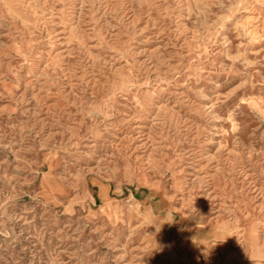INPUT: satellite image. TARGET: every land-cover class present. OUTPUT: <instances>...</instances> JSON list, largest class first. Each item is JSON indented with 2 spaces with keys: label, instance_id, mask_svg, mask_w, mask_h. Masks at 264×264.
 <instances>
[{
  "label": "rangeland",
  "instance_id": "rangeland-1",
  "mask_svg": "<svg viewBox=\"0 0 264 264\" xmlns=\"http://www.w3.org/2000/svg\"><path fill=\"white\" fill-rule=\"evenodd\" d=\"M0 264H264V0H0Z\"/></svg>",
  "mask_w": 264,
  "mask_h": 264
}]
</instances>
